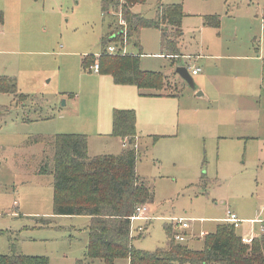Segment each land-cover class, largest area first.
<instances>
[{
    "label": "rangeland",
    "instance_id": "rangeland-1",
    "mask_svg": "<svg viewBox=\"0 0 264 264\" xmlns=\"http://www.w3.org/2000/svg\"><path fill=\"white\" fill-rule=\"evenodd\" d=\"M171 4H181L185 15L171 65H195L200 73L194 90L150 109L130 97L134 87L107 89L98 73L82 68L84 57L97 60L113 20L101 15L99 0H0V77L26 96L20 102L0 93V256L49 264L83 259L90 220L53 215L52 177L35 174L43 147L27 140L81 134L89 156L119 155L123 144L109 135L113 105L136 113V173L151 193V220L146 212L131 225L135 249L164 247V227L182 232L175 224L183 221L184 243L201 250L228 210L244 222L240 235L248 234L249 221L264 222V0H146L133 11L152 20L159 5ZM214 16L219 28L205 26ZM160 38L156 29L138 35L140 69L169 70ZM120 50L139 55L132 45ZM252 227L257 236L260 225Z\"/></svg>",
    "mask_w": 264,
    "mask_h": 264
},
{
    "label": "trees",
    "instance_id": "trees-1",
    "mask_svg": "<svg viewBox=\"0 0 264 264\" xmlns=\"http://www.w3.org/2000/svg\"><path fill=\"white\" fill-rule=\"evenodd\" d=\"M145 2L99 0L101 15L113 20L100 39L101 52L95 62L98 74L110 77L115 85L133 86L161 96L168 88L165 77L160 73L142 71L140 55H109L106 52L112 43H117V47L132 45L139 52L140 32L156 29L161 32V51L168 56L178 55L181 23L185 16L182 5H159L155 19L148 20L132 11ZM204 25L219 28L220 19L208 17ZM95 62L85 57L81 65L86 71ZM261 84L264 86V62ZM0 93L13 95L20 102L26 99L25 95L18 93L15 81L7 77H0ZM111 123V136L127 141L128 146L115 156L89 157L85 135L63 134L27 140L29 144L43 147L36 173L52 177L53 215L90 218L84 257L76 264L94 261L115 264L117 260H126L128 264H264V233L254 237L250 244H243L234 226L227 223L218 224L212 234L206 235L201 250L176 242V232L171 225L164 227V247L152 253L135 249L132 245L135 238L130 234L131 219L137 208L147 209L146 205L151 201L146 181L136 174V114L133 110L115 109ZM205 183L206 179L202 178V185ZM0 264H49V260L14 253L0 256Z\"/></svg>",
    "mask_w": 264,
    "mask_h": 264
},
{
    "label": "crops",
    "instance_id": "crops-1",
    "mask_svg": "<svg viewBox=\"0 0 264 264\" xmlns=\"http://www.w3.org/2000/svg\"><path fill=\"white\" fill-rule=\"evenodd\" d=\"M135 9V7L133 8V10ZM132 10V11H133ZM133 13L134 14H137V13H135L134 11H133ZM137 15H140V14H137ZM141 16V15H140ZM182 24V23H181ZM141 33V32H140ZM159 33H160V35H161V32L159 31ZM102 36H104V35H102ZM181 36H183V32H182V35ZM139 37H140V34H139ZM161 39V38H160ZM139 45H140V51L138 52V54L140 55V56H143V54H142V46H141V42H140V40H139ZM178 46H179V44H178ZM134 50H137V49H135L134 48ZM181 52V51H180ZM181 53H183V52H181ZM161 55L162 56H164V59L167 61V63H168V65H169V70L166 72V73H164V74H162V73H160V72H154V71H148V70H142V71H144V72H154V73H160V74H162L164 77H165V79H166V81H167V83H168V88H167V90L166 91H164L163 93H161V96H155L154 95V92L153 91H149V90H139V89H137L136 87H134V91H129L128 93H129V95H130V97L131 98H133V97H139L140 99H142L143 101H145L144 103H145V105L148 107V108H150V109H153V108H157V107H160L161 105H167L169 102H167V101H169V100H174V99H179V97H180V95H181V93H182V91L184 90V88H186V87H188L183 81H182V79L177 75V74H175V70H176V68H179V67H185L186 65L185 64H181V65H179V66H177L176 68L175 67H172V65H171V60L174 58V57H176L177 55H173V56H168V55H166V53H164V52H162L161 51ZM182 56H186V57H191L192 59H194V56H188V55H186V54H184L183 53V55ZM85 58V57H84ZM140 59H141V57H140ZM193 64V63H192ZM194 65V64H193ZM194 67H195V69L196 70H198V73L195 75V76H191V70L192 69H190V68H187L188 69V72H189V74H190V76L192 77V79L193 78H195V77H198L199 76V68H197L195 65H194ZM99 75V74H98ZM101 78H103V79H105L102 83H104V85L107 87V89H109L110 87H124V86H117V85H115L114 83H113V81H112V79L110 78V77H107V76H101V75H99ZM263 86V85H262ZM125 87H133V86H125ZM197 96V95H196ZM203 95H201V97H202ZM200 98V97H199ZM163 101V102H162ZM113 106H115V107H110V106H107V110L109 111H113V110H115V109H117V110H129V109H126L125 107H119V106H117V105H113ZM131 110V109H130ZM134 111V110H133ZM107 112V111H106ZM135 112V111H134ZM136 114V113H135ZM171 114H173V110L171 111ZM108 118V114H106L105 113V119H107ZM149 120L151 121V122H153L154 121V119H157L156 117H154L152 114H150L149 115ZM136 125H138V121H137V116H136ZM111 126H112V123H111ZM110 133H111V130H110ZM79 135H81V134H79ZM110 136H111V134H109ZM112 137V136H111ZM118 139V138H117ZM120 140V139H119ZM136 140H137V137H136ZM136 140H135V144H136ZM121 142H122V150H124V149H126L128 146H127V141H122V140H120ZM87 142H88V139H87ZM135 149H136V151H137V148H136V145H135ZM87 151H88V148H87ZM105 155H111V154H105ZM137 155H138V151H137ZM88 156H89V154H88ZM100 156V155H99ZM115 156V155H114ZM89 157H92V156H89ZM93 157H95V156H93ZM40 164V163H39ZM39 164H38V167H39ZM35 174H37L36 172H35ZM137 174V173H136ZM38 175V174H37ZM41 176V175H40ZM13 204H14V206L17 208V209H19V203L18 202H16V201H14L13 202ZM147 206V215H148V217L150 218L149 219V221L151 220V209L149 208V205L147 204L146 205ZM229 211V210H228ZM53 212V211H52ZM231 212V211H230ZM55 217H64V216H55ZM77 217V216H76ZM78 217H81V216H78ZM82 217H85V216H82ZM86 218H88L89 220H90V218L89 217H86ZM225 218H226V216H225ZM42 220H44V221H49V223H52V221L51 220H45V219H42ZM225 220V219H224ZM132 222L133 221H131V225H132ZM221 223H224V221L223 222H221ZM249 226H250V229L248 230V231H246V232H244V233H248L247 235H249L250 233H253L255 230H253V227L252 226H257V225H260V229H259V232H258V235L257 236H259V235H261L262 233H264V231L263 232H261V230L263 229L264 230V222H261L259 219H255V220H252V221H249ZM40 226H42L41 225V223L39 224ZM244 225V222L243 221H241V225H240V228H239V230H237V232L239 233V234H241L240 232H242L243 231V229H242V226ZM189 229V228H188ZM139 231H142L143 232V230L142 229H139ZM130 234H131V230H130ZM140 235H142V234H140ZM254 235V234H253ZM86 236H87V243H88V230H87V233H86ZM195 236V235H194ZM240 236H243V235H240ZM244 236H246V235H244ZM257 236H255L254 235V237H257ZM131 237H133V235L131 234ZM86 246H87V244H86ZM86 248V247H85ZM84 252H85V250H84ZM127 264H128V261H127Z\"/></svg>",
    "mask_w": 264,
    "mask_h": 264
},
{
    "label": "built area",
    "instance_id": "built-area-1",
    "mask_svg": "<svg viewBox=\"0 0 264 264\" xmlns=\"http://www.w3.org/2000/svg\"><path fill=\"white\" fill-rule=\"evenodd\" d=\"M107 54L109 55H116V54H121L124 55L121 50L120 47L117 46H113L110 45L107 47L106 49ZM89 70L94 72V73H98V64L97 62H95V64H93L92 66L89 67ZM191 76H195L198 73V70L194 69L191 70ZM147 212V209L145 207H139L136 209V213L134 215V217L131 219V221L135 220V219H143V216L145 215V213ZM224 223L227 224H231L234 226V228L236 230H238L240 228L241 225V221L237 219V217L230 211H227L226 213V218L224 220ZM177 229L182 230V232H178L175 234L174 236V240L178 243H184L185 242V238H184V230H187L189 228V225L186 222L183 221H179L178 223L175 224ZM264 230L262 229L261 232H263ZM204 234H202L203 236ZM254 239V235L253 233H250L249 235L246 236H241V242L243 244H250Z\"/></svg>",
    "mask_w": 264,
    "mask_h": 264
},
{
    "label": "water",
    "instance_id": "water-1",
    "mask_svg": "<svg viewBox=\"0 0 264 264\" xmlns=\"http://www.w3.org/2000/svg\"><path fill=\"white\" fill-rule=\"evenodd\" d=\"M175 74H177L182 79V81L188 86V88H190L191 90H194L195 86L193 83V79L190 76L188 69L186 67L176 68ZM201 95L202 93H197V97H201Z\"/></svg>",
    "mask_w": 264,
    "mask_h": 264
}]
</instances>
